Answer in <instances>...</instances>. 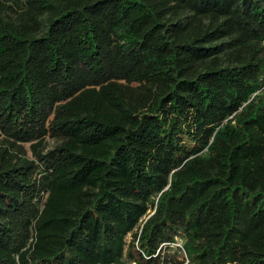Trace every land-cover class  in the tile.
Here are the masks:
<instances>
[{
	"label": "trees",
	"instance_id": "16d2710c",
	"mask_svg": "<svg viewBox=\"0 0 264 264\" xmlns=\"http://www.w3.org/2000/svg\"><path fill=\"white\" fill-rule=\"evenodd\" d=\"M0 264H264V0H0Z\"/></svg>",
	"mask_w": 264,
	"mask_h": 264
},
{
	"label": "built area",
	"instance_id": "2783aa9c",
	"mask_svg": "<svg viewBox=\"0 0 264 264\" xmlns=\"http://www.w3.org/2000/svg\"><path fill=\"white\" fill-rule=\"evenodd\" d=\"M182 243H183V241L179 238H177L174 243H168V244L163 243L159 246L157 252H159V250H161V248H162V250H164L165 246L168 245L171 249L178 250V254L180 255L181 259L184 260V263H187L188 260L186 258V255H185L183 249H182Z\"/></svg>",
	"mask_w": 264,
	"mask_h": 264
},
{
	"label": "rangeland",
	"instance_id": "374dc122",
	"mask_svg": "<svg viewBox=\"0 0 264 264\" xmlns=\"http://www.w3.org/2000/svg\"><path fill=\"white\" fill-rule=\"evenodd\" d=\"M53 145H54V144H53V141H51V140H47V141H46V144H45V147H46V148H50V147H52ZM25 148H26L28 154H30L29 146H25Z\"/></svg>",
	"mask_w": 264,
	"mask_h": 264
},
{
	"label": "water",
	"instance_id": "95a60500",
	"mask_svg": "<svg viewBox=\"0 0 264 264\" xmlns=\"http://www.w3.org/2000/svg\"><path fill=\"white\" fill-rule=\"evenodd\" d=\"M26 146H29V144H26Z\"/></svg>",
	"mask_w": 264,
	"mask_h": 264
}]
</instances>
